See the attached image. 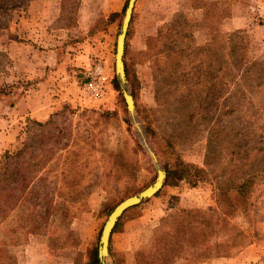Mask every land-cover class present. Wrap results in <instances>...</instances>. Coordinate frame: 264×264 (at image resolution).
Returning a JSON list of instances; mask_svg holds the SVG:
<instances>
[{
  "label": "rangeland",
  "instance_id": "1",
  "mask_svg": "<svg viewBox=\"0 0 264 264\" xmlns=\"http://www.w3.org/2000/svg\"><path fill=\"white\" fill-rule=\"evenodd\" d=\"M127 1L0 0V118L31 89L25 42L29 58L37 47L56 64L58 48L82 65L88 57L64 80L59 107L29 119L0 152V264H89L110 208L155 179L112 82ZM256 1L136 0L124 51L136 116L160 165L183 162L191 174L121 215L114 264H264V17L248 10ZM99 74L111 79L107 93L84 98V82Z\"/></svg>",
  "mask_w": 264,
  "mask_h": 264
},
{
  "label": "crops",
  "instance_id": "2",
  "mask_svg": "<svg viewBox=\"0 0 264 264\" xmlns=\"http://www.w3.org/2000/svg\"><path fill=\"white\" fill-rule=\"evenodd\" d=\"M256 3L257 4H251L248 6V10L249 8L250 10H255L256 14L254 15H256V17H264V0H258ZM245 10H247V8ZM235 19L241 21L242 18L238 17ZM241 25L242 24L233 25V27L239 28ZM261 26L264 28V25H260L259 29H261ZM24 44L26 52L23 56L25 58H21L22 61L20 62L25 61L26 64L28 63V68L24 69L23 77L29 80L32 79V85L29 93L27 92V95L13 98V105L5 107V109L10 108L11 112L9 118H0V127L5 128V131L0 132V152L15 142L18 130L22 129V126L25 125L29 119L34 121H44L50 116L54 109L59 107L62 99L66 98L68 93V88L66 87L64 80L68 76H72L68 74H70L71 71H74L75 65L77 67H83V65L88 63L87 56L82 58L85 60L83 65L80 62L81 56L74 57L71 60L69 55L66 56L68 48H64L66 50L57 49V53L62 51L63 61L60 64H56V58H53L55 55L54 52H52V54H50V51L46 53L48 56H52V58L48 60L46 55L42 54V50L39 51L38 47L36 51L32 50L34 52L33 58H29V45L26 42ZM12 47H15V50L17 48L16 45L10 44L9 48L11 49ZM15 50L12 49L14 54L10 52V56L13 57L14 61H17L20 59ZM68 60L72 63L68 62ZM5 99L10 101L8 97L4 98V100Z\"/></svg>",
  "mask_w": 264,
  "mask_h": 264
},
{
  "label": "water",
  "instance_id": "3",
  "mask_svg": "<svg viewBox=\"0 0 264 264\" xmlns=\"http://www.w3.org/2000/svg\"><path fill=\"white\" fill-rule=\"evenodd\" d=\"M135 3L136 0H128L124 10L120 31L116 36L114 71H115V77L117 78L123 99L126 104L127 111L129 113L130 120L137 130L138 136L140 138V141L144 149L146 150L148 156L150 157V159L154 164L156 176L153 182L150 185H148L146 188L142 189L141 191H139L134 195L124 198L118 204H116V206L112 209V211L108 215L107 219L103 224L99 236V243L97 248V257L99 264H114L112 261L109 260L110 258L109 241L112 234V230L115 224L117 223V221L119 220V218L121 217V215L124 213V211L154 196L162 188L167 175L166 170L160 165L154 150L151 148V146L147 141L143 128L138 122L134 99L125 70V64H124L125 40Z\"/></svg>",
  "mask_w": 264,
  "mask_h": 264
},
{
  "label": "trees",
  "instance_id": "4",
  "mask_svg": "<svg viewBox=\"0 0 264 264\" xmlns=\"http://www.w3.org/2000/svg\"><path fill=\"white\" fill-rule=\"evenodd\" d=\"M170 32H171V25H168V26L164 27L163 29H160V35L161 34H164L165 35L166 33H170ZM87 80H89V79H87ZM112 82H113L114 88L118 89V81H117V78L116 77H113ZM145 131H146V133L148 135L150 133H152L151 128H148V127L145 128ZM15 153H17V152H15ZM8 155H9V152L6 151L5 154L3 155V158H5V159L8 158ZM5 162H6L7 165L4 166V170H5V172H4L5 174L4 175H8L9 174V175L12 176L13 174L11 173V171H10V169L8 167V163H7V161H5ZM0 163H1V161H0ZM166 171H167V176H166V180H165L164 185H174L177 180L187 179L190 176V174H191L190 165L185 164L183 162H178L174 167L167 168ZM250 183H252V178H248L245 182H243L240 186H238V191H240V193H242V194L243 193H246L247 188H248V186H249ZM114 207L115 206H113L112 208H110L109 211H112V209ZM133 207H135V206H133ZM128 209H131V208H128ZM126 211H124V213ZM124 213L122 214V216L124 215ZM121 217L119 218V220L115 224L112 232L118 226ZM89 264H98L96 247L93 248V250L91 252Z\"/></svg>",
  "mask_w": 264,
  "mask_h": 264
},
{
  "label": "built area",
  "instance_id": "5",
  "mask_svg": "<svg viewBox=\"0 0 264 264\" xmlns=\"http://www.w3.org/2000/svg\"><path fill=\"white\" fill-rule=\"evenodd\" d=\"M111 85V79L107 74H99L97 77L84 82L82 86V95L89 100L101 99Z\"/></svg>",
  "mask_w": 264,
  "mask_h": 264
}]
</instances>
